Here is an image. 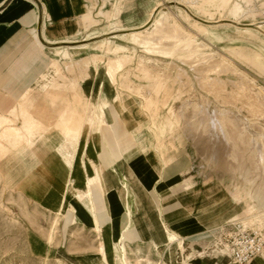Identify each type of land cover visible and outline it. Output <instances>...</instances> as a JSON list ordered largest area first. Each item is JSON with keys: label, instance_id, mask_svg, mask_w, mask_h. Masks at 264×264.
I'll use <instances>...</instances> for the list:
<instances>
[{"label": "rangeland", "instance_id": "1", "mask_svg": "<svg viewBox=\"0 0 264 264\" xmlns=\"http://www.w3.org/2000/svg\"><path fill=\"white\" fill-rule=\"evenodd\" d=\"M123 1L102 0L97 10L93 11L95 4L84 9L78 19L80 33L78 31L73 41L64 40L68 45H61L63 41L51 42L45 37L48 45L57 44L58 47L54 48V55L48 51L41 53L45 69H42L44 71L35 82L33 91L22 97L20 108L16 101L10 111L0 108V264H78L67 253V244L71 243L74 250L82 243L91 247L96 245L87 232L71 227L67 216L60 220L49 241L54 212L59 204L50 207L42 203V193L29 178L18 180L13 177L20 173V153L27 152V147L31 150L34 139H45L50 135L60 140L65 138L62 151L68 152L65 143L70 137L63 134L62 128L67 127L73 133L84 121L88 123L93 110L91 103L75 91L80 81L92 83L91 72L95 73V79L102 78L103 87L117 84V74L122 72L119 86L128 89L130 94L142 93L145 111L150 110L162 117L165 135L167 131L172 135L176 130V123L168 117L169 109L174 112L181 124V139H188L189 151L193 158L196 157L192 174L198 176L210 195L209 202L185 212V216L207 223L206 234L196 241V245L191 246L192 241H186L182 243L183 251L174 248L170 255L162 229L163 236L161 234L153 243L165 249L163 255L157 257L155 253L151 258V254L146 253L140 256V250L135 249L132 250V261L137 264H140L138 261L197 264L205 259L215 264L220 261L234 264L226 257L224 247V235L230 226L240 222L264 235V220L261 224L257 221L251 223L249 209L243 202L250 189L245 180L251 170L240 168L242 146H238V155L233 156L232 165L223 170L213 162L224 151L218 140L214 146L209 145L211 156L207 162L203 158L204 138L193 134V128L202 117L213 119L215 113L229 112L238 123L245 125L251 136H264V34L250 26H264V0L247 4L242 0H231L227 4L223 0H199L196 7L186 5V0H153L157 6L145 23L153 14L154 18H160L169 13V23L179 25L178 34L181 36L157 38L149 48H143L124 35L141 28L125 30L140 26V21L149 14L151 0H136L137 5H132V18L126 17L129 12L121 14L122 7H125ZM194 22L198 29L193 27ZM152 28L148 30L150 34ZM240 53L255 59L263 68L242 61ZM101 68H104V76L99 74ZM210 80L214 81L212 86ZM64 85L73 93L71 98L61 94ZM130 85H139V91L132 92ZM56 104L61 105L57 117L50 113V106ZM119 104L122 103L116 102V109ZM24 114L29 116L28 121ZM51 121L55 122L52 129ZM88 124H85L86 133L89 129L92 146L98 135ZM24 128L28 129V134ZM226 153L224 151V155ZM245 155L249 156L248 151ZM3 160H6L4 165ZM261 189L264 190V185ZM193 191L192 187L187 190L189 193ZM251 206L262 210L255 202ZM183 223L187 224V221L181 222V226ZM193 231L187 232L191 234ZM95 239L98 243V238ZM74 253L81 254L82 251L76 249ZM121 256L119 254L117 259L119 264ZM258 261L264 264V254Z\"/></svg>", "mask_w": 264, "mask_h": 264}, {"label": "crops", "instance_id": "2", "mask_svg": "<svg viewBox=\"0 0 264 264\" xmlns=\"http://www.w3.org/2000/svg\"><path fill=\"white\" fill-rule=\"evenodd\" d=\"M101 1L0 0L1 109L10 111L15 101L20 108L22 97L33 91L35 82L44 71L42 69H45L41 53L53 54L54 48L58 47L57 44L48 45L45 37L54 43L63 41L61 45H65L62 44L64 40L73 41L80 30V13L90 9L92 4H95L93 11L97 10ZM135 1L124 0L121 14L129 12L126 17L132 18V5H137ZM151 3L149 14L140 21V26L125 30L143 26L157 6L153 0ZM127 4L131 7H126ZM121 73L117 74V84L105 87L101 84L102 78L95 79L93 72L90 73L92 83L80 81L75 91L93 107L100 106L103 116L97 119L89 116V124L84 121L73 133L67 127L62 128L63 134L70 137L65 143L68 152L62 151L65 138L60 140L50 135L49 138L34 139L31 142L34 147L31 150L27 147V152L20 153V173L13 176L18 180L29 178L42 193V203L50 207L59 204L54 212L49 241L64 216L71 227L87 232L88 237L94 239L95 246H86L82 242L77 245L75 250H81V254L74 253V246L67 244V253L78 264H119V254L124 257L121 256L120 264H137L132 261V250L135 249L140 250V256L149 253L153 258L156 253L161 257L165 249L153 241L156 242L161 234L163 236L162 229L170 255L174 248L183 251L182 243L186 241L191 240V246L196 245V241L206 234L207 223L185 216V212L210 201L206 187L204 189L198 176L192 174L196 157L193 158L189 151L190 142L187 138L181 139L179 129L172 135L169 131L163 134L166 129L162 117L150 110L145 111L142 93L130 94L128 89L119 86ZM99 74L105 75L104 68ZM130 86L132 92L139 91V85ZM62 88L61 94L71 98L73 93L67 85ZM116 102L122 103L124 114L116 111L121 106L119 104L116 109ZM50 107V113L57 117L61 105ZM50 123L52 129L55 122ZM85 124L98 135L92 146L89 142L91 132L88 129L86 133ZM5 162L3 160L2 164ZM189 186L195 191L187 192ZM56 215L59 217L54 224ZM186 221L187 224L181 226V222ZM191 229L194 231L188 234ZM166 231L181 242L169 241ZM258 259L252 264H260ZM197 264L215 262L202 259ZM217 264L230 263L220 261Z\"/></svg>", "mask_w": 264, "mask_h": 264}, {"label": "bare ground", "instance_id": "3", "mask_svg": "<svg viewBox=\"0 0 264 264\" xmlns=\"http://www.w3.org/2000/svg\"><path fill=\"white\" fill-rule=\"evenodd\" d=\"M198 1L199 0H186L185 4L188 6L196 7L198 5ZM223 1L226 4L229 2H232L231 0H223ZM242 1L243 3L247 4L248 2L249 3L254 2L255 0H242ZM186 17L189 19L188 15ZM170 19H171V16L169 13H165L160 18H154V14H153L151 19L147 23H145L139 30L129 32L124 36L131 38L133 42L137 43L138 45H141L143 48H149L150 43L157 38L163 37V38H168V39L169 38L175 39L178 37V35L181 36V34H178L180 28H179V25L175 22L171 25L169 23ZM250 26L260 30L264 34L263 25L255 24V25H250ZM193 27L198 29L196 22L193 23ZM150 28L153 29L151 34L148 32ZM199 28L201 27L199 26ZM186 39L187 41L190 40V38H186ZM62 44L68 45V43L66 42ZM239 57L242 61H246L251 66H254L260 69L263 68L253 58L246 57L242 53H240ZM220 62L221 61H219V63ZM116 63L119 65L120 63L119 60H117ZM213 82L214 81L210 80L209 85L212 86ZM156 106H158V103H156ZM102 111L103 110L100 106L98 107L94 106L92 113H91V118L97 119L98 117H102L103 116ZM116 111L119 114L125 113L122 107V104ZM23 116L25 117L26 121L29 120V116L27 114H24ZM168 117L173 122L176 123V129H180L181 124L179 120L176 118V115L174 114V112L170 109L168 112ZM209 118L207 119L206 117H202L199 123L193 128V134L195 137L204 138L202 140L203 158L207 162L210 160V156H211L210 149L211 148L209 147V145L214 146L215 141L218 140V142L220 143V148L223 149L224 151H227L228 153L224 155V151H223V154L217 157V159L215 157L216 160L213 162L217 168L225 170L226 168L232 165L231 161L234 160L233 156H235L236 154L238 155V152H237L238 146L239 145L242 146V149L240 151L242 156L239 159L240 168L245 169V170H251V174L248 176V179L245 180V183H248L250 185V189L247 195L245 196L243 202L246 204V206L249 209V213H250L249 219L251 220V223H254L255 221H257L261 224L262 220H264V190L261 189L262 185H264V136L260 135L258 138L251 136L250 133L247 132L245 125L242 122L238 123V121L235 118H233V116H231V113L229 112L215 113L213 115V119L212 118L209 119ZM12 129L16 131L15 128H12ZM24 129H25L26 134H28V129L27 128H24ZM207 135H208V140H206ZM252 140H253V144H252ZM24 144L26 145V143ZM247 151L249 155L248 157L245 155ZM249 152H252L253 154L252 153L250 154ZM69 189L71 192L73 189L72 185L69 186ZM254 202L257 205H259L260 206L259 208L262 210L253 208L251 205ZM58 217L59 215L55 216L54 224L57 223ZM238 224H241L245 229L249 228L243 223L239 222ZM252 230L256 231L254 229ZM166 234L169 237V241L181 242V240H178L176 236L169 234L168 231H166ZM262 236L264 239L263 234ZM102 255L106 259L105 254L102 253ZM256 258H259V257H256ZM252 261L249 264H252L253 263Z\"/></svg>", "mask_w": 264, "mask_h": 264}, {"label": "built area", "instance_id": "4", "mask_svg": "<svg viewBox=\"0 0 264 264\" xmlns=\"http://www.w3.org/2000/svg\"><path fill=\"white\" fill-rule=\"evenodd\" d=\"M224 236L226 257L234 264H249L264 253V239L260 232L236 223Z\"/></svg>", "mask_w": 264, "mask_h": 264}]
</instances>
